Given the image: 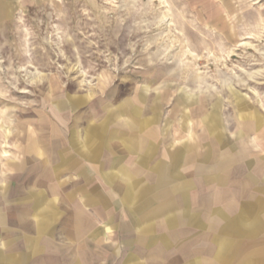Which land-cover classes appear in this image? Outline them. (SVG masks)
<instances>
[{"label": "rangeland", "instance_id": "374dc122", "mask_svg": "<svg viewBox=\"0 0 264 264\" xmlns=\"http://www.w3.org/2000/svg\"><path fill=\"white\" fill-rule=\"evenodd\" d=\"M0 264H264V0H0Z\"/></svg>", "mask_w": 264, "mask_h": 264}]
</instances>
